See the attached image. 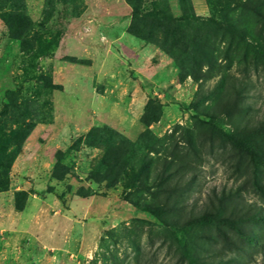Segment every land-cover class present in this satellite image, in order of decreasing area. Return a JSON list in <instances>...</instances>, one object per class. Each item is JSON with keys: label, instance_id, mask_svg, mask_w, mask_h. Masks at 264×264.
Listing matches in <instances>:
<instances>
[{"label": "rangeland", "instance_id": "374dc122", "mask_svg": "<svg viewBox=\"0 0 264 264\" xmlns=\"http://www.w3.org/2000/svg\"><path fill=\"white\" fill-rule=\"evenodd\" d=\"M260 125L264 0H0V264H264Z\"/></svg>", "mask_w": 264, "mask_h": 264}, {"label": "trees", "instance_id": "16d2710c", "mask_svg": "<svg viewBox=\"0 0 264 264\" xmlns=\"http://www.w3.org/2000/svg\"><path fill=\"white\" fill-rule=\"evenodd\" d=\"M234 30L240 29L239 27H234ZM230 138L232 141H234L239 151L244 152L250 158L255 170L264 168V151L258 144V139L264 138V125L246 128L241 133L234 135V137L231 136ZM255 186L264 195V187L261 185V183L256 182ZM134 206L138 211L147 213L162 223H166L164 216L166 215L167 211L161 207L139 202L134 203ZM247 218L251 221L264 223V217L260 215L252 214L247 216ZM210 224L224 225L228 227L249 244L255 245L259 242L255 234L245 231L239 224L236 223L234 218L224 216L220 212H206L204 214L198 215L197 217H193L191 220L184 223V225L179 228L183 233L188 234L197 225L205 226ZM197 264L205 263L198 261Z\"/></svg>", "mask_w": 264, "mask_h": 264}]
</instances>
